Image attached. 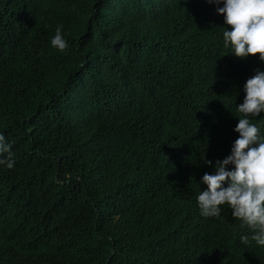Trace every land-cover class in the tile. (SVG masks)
<instances>
[{"label": "trees", "instance_id": "trees-1", "mask_svg": "<svg viewBox=\"0 0 264 264\" xmlns=\"http://www.w3.org/2000/svg\"><path fill=\"white\" fill-rule=\"evenodd\" d=\"M61 1L0 0V134L15 152L14 167L0 168V184L14 186L12 200L31 207L32 218L7 236L2 250L15 264H264V246L241 244L229 214L204 218L192 204L191 177L215 155L206 144L220 137L184 153L173 171L137 184L151 209L139 231L127 223L116 202L141 179L139 158L149 137L158 130L192 133L165 115L146 122L136 85L117 111L119 125L97 123L91 108L109 100L111 83L125 71L113 49L118 18L131 32L166 36L170 11L156 13L150 26L138 0H63L64 8L54 11ZM183 2L206 23L202 0ZM58 26L64 52L50 45ZM207 39L209 54L192 56L195 62L178 72L233 89L230 68L239 63L229 61L216 30L208 28ZM252 58L241 64L264 71L258 55ZM232 110L224 111L215 133L226 131ZM248 118L264 130V113ZM109 208L120 214L114 223L103 217Z\"/></svg>", "mask_w": 264, "mask_h": 264}, {"label": "clouds", "instance_id": "clouds-1", "mask_svg": "<svg viewBox=\"0 0 264 264\" xmlns=\"http://www.w3.org/2000/svg\"><path fill=\"white\" fill-rule=\"evenodd\" d=\"M138 2L150 26L156 13L170 11L163 23L166 36L152 33V29L142 34L131 32L130 26L118 18L113 49L116 57L124 62L125 71L111 83L108 101L93 102L91 116L105 126L124 122L117 119V111L136 85V101L146 122L165 115L192 136L158 130L149 137L139 158L141 179L122 193L116 202L119 210L125 211L131 227L140 229L151 204L137 184L151 180L156 173L173 171L184 153L206 143V138L220 137L215 143L206 144L207 150L215 155L191 177L188 191L192 190V204L204 218L229 214L240 227L239 242L244 246H264V130L260 131L248 118L264 113V71L256 70L255 66L248 71L241 64L253 61L252 56L257 55L264 62V0H202L209 10L206 23L183 0ZM63 8V0L53 6L54 11ZM208 28L218 32L229 61L239 63H232L230 68L237 79L233 89L209 86L201 80V74L178 72L195 62L192 56L209 54L212 48L207 39ZM50 45L66 51L68 44L61 27L56 28ZM155 50L158 51L150 53ZM87 62L86 59L84 63ZM230 105L233 110L226 131L215 133ZM14 164L13 144L0 134V168L12 169ZM13 187L0 184V264H15L1 247L9 234L23 231L32 221L31 207L12 200ZM103 217H109L114 223L120 214L115 209L110 214L109 208ZM225 237H233L232 229L227 230Z\"/></svg>", "mask_w": 264, "mask_h": 264}]
</instances>
